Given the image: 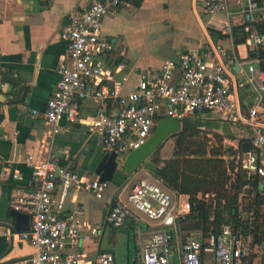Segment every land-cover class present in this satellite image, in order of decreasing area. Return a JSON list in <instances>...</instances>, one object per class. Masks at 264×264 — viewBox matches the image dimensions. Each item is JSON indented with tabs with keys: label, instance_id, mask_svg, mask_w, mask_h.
I'll list each match as a JSON object with an SVG mask.
<instances>
[{
	"label": "built area",
	"instance_id": "1",
	"mask_svg": "<svg viewBox=\"0 0 264 264\" xmlns=\"http://www.w3.org/2000/svg\"><path fill=\"white\" fill-rule=\"evenodd\" d=\"M87 2L83 12L68 17L61 33L67 46V60L60 66L59 81L43 113L56 134L63 120L80 122V106L95 101L102 103V107L84 122L100 137L107 154L126 157L139 149L163 119L182 122L187 117L211 116L233 123L243 120L254 133L253 148L264 154V122L260 118L264 95L256 91L260 95L256 105L242 118L233 94V73L237 68L240 88L257 84L264 91L263 61L249 57L250 52L264 48V34L254 29L240 47L232 40L236 26L264 27V0H206L210 17L221 12L230 19L241 15L240 25L230 22L220 29V34L228 36L231 43L204 44L178 60H168L158 71L141 74L136 89L129 94L124 92L127 76L118 78L126 66L106 64L105 59L114 48L102 33L104 18L116 15L126 0ZM240 48L248 54L246 58ZM3 138L10 140L6 135ZM26 164L33 172L37 191L16 198L11 208L32 216V231L20 234L34 248L29 264H116L111 252H101L93 259L87 256L81 248L98 236V230L86 221L82 207L70 212L66 208L74 189L101 200L108 184L99 178L90 181L62 166L56 154L46 161L31 156ZM243 168L248 176L264 177V169L256 165V158L250 154ZM191 211L189 196L174 194L163 180L143 177L111 204L106 225L114 230H132L136 264H254V257L258 264H263L264 236L257 241L254 233L245 236L229 225L208 237L202 232H183L181 222Z\"/></svg>",
	"mask_w": 264,
	"mask_h": 264
},
{
	"label": "crops",
	"instance_id": "2",
	"mask_svg": "<svg viewBox=\"0 0 264 264\" xmlns=\"http://www.w3.org/2000/svg\"><path fill=\"white\" fill-rule=\"evenodd\" d=\"M87 4V0H53L52 4L43 0H0V82L5 77L17 82L0 85V264H29L34 254L31 243L15 231L10 216L16 198L37 191L33 172L26 164L29 157L46 161L56 154L62 166L90 181L98 178L93 172L105 152L100 137L84 120L94 116L103 104L84 102L80 106V122L63 120L57 134L43 116L59 81L60 66L67 60L62 30L68 17L83 12ZM230 22L240 25L241 15L230 19L221 12L210 17L206 0H126L116 15L103 20V37L114 48L105 61L110 67L126 66L118 78L127 76L124 92L129 94L136 89L141 74L158 71L168 60H178L204 44L229 45L230 38L222 40L218 33ZM240 52L243 58L248 56L244 48ZM239 71L237 68L233 73L236 80L233 94L239 115L245 118L260 95L255 87H239ZM260 118L264 122V116ZM198 121V127L216 129L235 138L230 128L233 122L213 116ZM237 123L246 125L243 120ZM250 131L252 143L254 133ZM5 135L10 140H5ZM229 143L235 149L239 146L236 139H229ZM249 154L264 169V154L251 149L250 153L244 152V160ZM143 177H150L145 168L131 177L118 176L108 185L101 200L82 189L71 192L66 202L67 212L82 207L86 221L98 230V236L81 248L90 259L101 252H111L116 258L115 239L104 247L100 240L105 234L104 226L107 227L106 216L115 199L121 194L125 196L132 183ZM260 178V189L262 186L264 192V177ZM130 260L128 255L127 264ZM252 261L258 264L256 257Z\"/></svg>",
	"mask_w": 264,
	"mask_h": 264
},
{
	"label": "trees",
	"instance_id": "3",
	"mask_svg": "<svg viewBox=\"0 0 264 264\" xmlns=\"http://www.w3.org/2000/svg\"><path fill=\"white\" fill-rule=\"evenodd\" d=\"M130 1V0H129ZM138 4V3H137ZM264 34V27L252 28L249 25L233 28L232 40L236 47L243 46L253 31ZM220 39H229L218 33ZM251 59L259 58L264 69V48L259 52H250ZM264 109V96H263ZM264 116V111L262 113ZM217 146H210V138L199 127L188 128L171 136L175 140V152L169 160L160 157L164 145L144 165L156 179L163 180L167 188L180 195L190 197L192 211L181 222V230L186 233L202 232L205 237L219 234L224 226H231L234 232L248 236L254 233L257 241L264 236L257 224L259 209L264 206V192L260 189L261 178L258 175L248 176L241 162H227L225 156L236 157L244 154V143L251 144L250 140L239 141L236 150L229 147L224 150L225 139H234L216 134ZM248 189V190H245ZM255 193L254 200L245 210L242 206L247 196ZM200 195L203 197L201 198ZM211 195L208 203L204 197ZM253 215L245 218V212ZM264 264V262H263Z\"/></svg>",
	"mask_w": 264,
	"mask_h": 264
},
{
	"label": "water",
	"instance_id": "4",
	"mask_svg": "<svg viewBox=\"0 0 264 264\" xmlns=\"http://www.w3.org/2000/svg\"><path fill=\"white\" fill-rule=\"evenodd\" d=\"M5 82L11 84L17 83L13 79L5 77L1 79L0 85H4ZM255 88L259 94L264 95V91H262L257 84H255ZM198 123L199 121L196 117H187L183 119L182 122L175 118L163 119L158 123L151 138L139 149L134 150L126 157H120L114 153H104L97 161L93 175L97 176L101 182L107 183L108 185L114 182L118 176H134L171 136L185 129L198 127ZM76 125V127H81L80 124ZM242 149L245 153H250L251 145L249 143H244ZM10 216L14 219L16 232L29 233L32 231L31 215L12 210Z\"/></svg>",
	"mask_w": 264,
	"mask_h": 264
},
{
	"label": "rangeland",
	"instance_id": "5",
	"mask_svg": "<svg viewBox=\"0 0 264 264\" xmlns=\"http://www.w3.org/2000/svg\"><path fill=\"white\" fill-rule=\"evenodd\" d=\"M230 128L233 132V134L235 135L236 140H250L252 138V132L250 131L251 128L249 126L243 125L241 123H237V124H233L230 123ZM199 129H201L205 134H208V137L210 138L211 142H210V146H217L216 142L217 139L215 138L216 134H220L222 136H225L223 132L221 131H217L216 129H212V128H203V127H199ZM229 147H233L230 143H229V139H225L224 141V150L229 148ZM234 148V147H233ZM239 148V146H238ZM237 148V149H238ZM236 149V150H237ZM175 152V140L174 139H169L165 144L163 149L160 151V157L163 160H169L170 158L173 157ZM244 154H239L236 157H230L228 155L225 156V160L227 162H232L233 160H235V162H241V164H244ZM145 168V167H143ZM146 169V168H145ZM150 174V173H149ZM150 177L154 178L151 174ZM248 190V189H245ZM174 193V192H173ZM176 194V193H174ZM178 195V194H176ZM255 193H253L251 196H247L245 198V200L242 203V206L245 210H247L249 207V204L254 200L255 198ZM208 196V197H207ZM201 198H203L200 195ZM205 200L210 203L213 199V197L211 195H206V197H204ZM254 213V211L252 212H245L244 216L245 218H249L250 216H252ZM257 224L260 227L261 231H264V206H262L259 209V216L257 217ZM104 230H105V234L101 236V243H102V247H104L106 244H108L110 241L114 240L116 241L117 245L113 248V251L116 255L118 264H127L128 263V255L130 256V264H135L134 260L136 259V248H135V240H134V236H133V232L131 230V232L128 231H120V230H114L110 227H105L104 226Z\"/></svg>",
	"mask_w": 264,
	"mask_h": 264
}]
</instances>
